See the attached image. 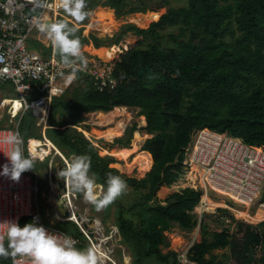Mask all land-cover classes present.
<instances>
[{"label":"trees","instance_id":"16d2710c","mask_svg":"<svg viewBox=\"0 0 264 264\" xmlns=\"http://www.w3.org/2000/svg\"><path fill=\"white\" fill-rule=\"evenodd\" d=\"M86 4V11L97 6L117 11L126 0H86ZM137 11L142 10L129 7L125 12ZM154 19L146 28L126 23L108 42L117 43L127 32L144 39L161 38V29L175 26L177 32L168 35L175 46L151 41L127 49L113 65L116 85L112 89L100 91L90 76L78 72L77 77L85 81L83 91L74 100L66 101L62 94L52 99L45 135L65 157L89 155L91 172L97 174L103 191L108 174L120 176L132 189V200L118 203L114 223L131 253L130 264H179L176 251L163 252L161 247L169 245L164 231L173 223L185 230L197 225L191 211L200 191L186 185L188 167L182 163L191 132L204 127L228 132L264 148V0H187L185 6L168 8ZM76 34L82 45L91 39L94 47L105 43L94 35L84 36L81 28ZM117 106L138 108L137 114L144 116L141 128L150 136L139 149L144 155L137 169L144 172L140 178L119 173L118 167L110 165L112 156L100 155L81 131L70 126L78 123L83 112L112 113ZM28 114L32 116L24 114L19 131L25 140L40 138V133L30 130L33 118L29 123ZM59 114L67 117L59 120ZM135 130V123L127 126L126 138L117 137L113 144L128 147ZM131 168L128 162L127 169ZM223 203L220 199L217 205ZM231 218L232 227L214 231L210 239L201 219L200 240L188 249L187 258L196 264H224L210 252L226 248V259L232 264H264V221L251 224ZM29 222L31 218L24 216L19 225ZM55 226L84 241L74 222L62 220ZM0 264H11V257H0Z\"/></svg>","mask_w":264,"mask_h":264},{"label":"built area","instance_id":"2783aa9c","mask_svg":"<svg viewBox=\"0 0 264 264\" xmlns=\"http://www.w3.org/2000/svg\"><path fill=\"white\" fill-rule=\"evenodd\" d=\"M47 2L51 5L50 7L37 8L29 0H0V85L10 83L15 92L14 96L0 99V108L4 110V115L11 123L8 126H0V172L3 170V165L8 163L5 155L10 154L14 147L6 142L13 133H19L23 138L24 156L34 158V160H44L52 153L50 151L41 157L35 155L31 148L40 150L44 145L47 139L45 135L46 120L52 99L63 94L71 82L68 80L71 69L65 68L59 63V56H54L51 41L36 27L34 18L50 23L56 21L60 16L64 17L58 0H47ZM34 43H37L39 48ZM41 48L49 51L45 54ZM91 63L88 62L87 69L81 72L90 76L94 87L100 91L105 88H114L116 80L112 74L113 67H108L105 63L96 62L99 66H96L92 61ZM26 113H30L36 119L37 125L45 127L41 132L44 142L39 138L32 137L25 140L20 133L19 126ZM36 141L37 143L41 142L42 145L35 144ZM55 147L53 144L55 154H58L67 164L65 156ZM182 163L188 167L186 185L200 191L199 201L191 211L196 218L198 228L204 213H216L219 208H222L217 206L214 207V212H209L206 202H202L203 194L219 199L217 196L220 192L230 195V199L224 200L227 204V207L224 208L233 213L242 209L251 215L260 210L262 218L258 222L264 221V148L249 145L242 138L228 132L205 127L197 128L191 132L189 140L183 148ZM48 167L49 175L52 173L50 164ZM34 174V170L22 173L19 182L0 175V221H16L19 224L22 217L28 216L32 222L35 220L49 232L65 233L72 236L77 241L76 247L84 249L85 247H79L80 239L78 237L56 227L53 222L43 221L37 211L33 212L31 193L37 191V180L32 179ZM50 190L53 197L54 188L50 186ZM63 196L67 199L66 204L69 211L73 213L76 209L75 193L71 190L70 185L66 187ZM55 216L60 220H67L63 219L57 211H55ZM223 217L225 223H232V218ZM80 219L79 222H72L85 236L87 232L81 225V221L84 220ZM87 230L92 231L94 236L93 240L88 237L91 246L97 245L105 251L104 263L119 264L110 257L109 253L112 250L109 248V244L106 245L111 236L102 234L101 237H96L95 233H99V228H87ZM3 234L4 232L0 231V235ZM195 237H192L185 250L176 255L178 262V257L182 255L190 261L186 255L196 240ZM5 240H7L6 237ZM16 261L17 264H31L30 258L27 257L17 256ZM11 264H13L12 258ZM192 264L196 263L192 262Z\"/></svg>","mask_w":264,"mask_h":264},{"label":"rangeland","instance_id":"374dc122","mask_svg":"<svg viewBox=\"0 0 264 264\" xmlns=\"http://www.w3.org/2000/svg\"><path fill=\"white\" fill-rule=\"evenodd\" d=\"M187 4V0H126V6L121 8L120 10L115 11L112 8H109L107 6H97L92 9H89L87 12H89V16L87 17L85 22H76L72 17L68 16L64 10L63 15L64 17L60 16L57 18V20L62 19L68 21L71 25L75 26L77 29L81 28V32L84 36L94 35L97 38H101L105 40L104 45H101L100 47H94L93 44L90 45L89 43L82 45V50L87 58V61L89 63L94 62L96 66H99L97 63H105L106 66H112L114 65L115 61L120 58V54L124 53L127 49L134 45H138L139 43L146 42L147 44H150L151 41L153 44L161 45L165 47H174L175 44L170 41L168 35L170 33H176L177 28L175 26H166L163 29L160 30L161 38L156 39H144L141 36L134 35L131 32H127L125 34H122L119 41L117 43H109V41H114V39L117 37L120 28L126 24L131 23L134 24L137 27L140 28H146L151 22H153L156 17V14L164 13L168 8H174L179 6H185ZM129 7H136L141 12H130L126 13L125 11ZM103 9L106 11V14L103 15ZM146 10V11H145ZM155 10V11H151ZM145 11V12H143ZM102 16V20L100 18L98 19V15ZM120 14V16H119ZM56 20V21H57ZM90 21V22H89ZM101 22H108L112 25H114V31L111 35H100L98 31L92 29L91 27L97 26ZM89 26V27H88ZM91 39V37H89ZM225 39L229 41V37L226 36ZM92 40V39H91ZM90 40V41H91ZM89 41V42H90ZM92 65V63H91ZM101 68L103 66H100ZM85 85V81L83 80V77H77L75 80L71 81L69 85L66 87L64 93V100H74L76 96H78L82 91L83 87ZM11 95L14 96L15 92L11 91ZM0 95L5 96L7 93L4 91V87L0 86ZM138 108L134 107H126L120 109H113L112 114L107 115H98L96 112H83L80 114L78 120V123L75 126L78 131H81L83 135L89 139L92 144L98 149V152L100 155H110L114 158V162L111 163V167H115L118 169L119 173L124 174L126 176H132L136 178H140L144 175V172L141 173L137 169L140 167V165L143 162V153L140 149V146L142 145L143 141L149 137L150 135L145 136L144 134H147L143 131L141 128L143 124V117L137 114ZM4 110L0 108V115H4ZM99 116V117H98ZM4 117H7L4 115ZM31 117L33 118V125H31V131L41 135V132L44 131V128L42 126H39L36 124V119L33 116L27 115V121L30 123ZM67 115L59 114L57 116V119H63L66 118ZM107 117V118H106ZM112 118V119H111ZM7 119V118H6ZM48 119V117H47ZM104 119V120H103ZM95 122V123H94ZM113 122V123H112ZM123 123V124H121ZM136 124V129L140 134V140L137 142V150L135 152L130 151L131 148L134 147L133 140L135 131L132 133V138L130 140V144L128 147H120L117 144H113V140L117 137L126 138L125 136V128L127 126H130L131 124ZM11 123L7 119V126ZM48 121L46 120V127H47ZM6 125V123L4 124ZM69 126V125H68ZM110 132L111 135H104L102 136V132ZM44 142L43 137L41 136L39 138ZM39 141V140H38ZM41 143V142H39ZM42 144V143H41ZM46 142H44V145ZM43 145V146H44ZM113 149H124L127 151L126 158H117L113 156L110 152ZM59 150V149H58ZM60 151V150H59ZM129 151V152H128ZM61 152V151H60ZM62 153V152H61ZM64 154V153H62ZM65 156V155H64ZM73 155H68L66 158L67 164L63 161V159L58 155L55 154V151L52 150V153L48 155L44 160L35 159V174L33 175L32 179L37 180V191H33L31 193L32 196V210L33 212H38L41 216L42 220L54 224L58 221H62L59 218H56L55 212L56 207L54 203V197L51 196V190H50V184L53 186L54 180L51 179L48 175L49 167L48 165L52 161V163L57 164L55 166V170L57 169V172L55 173V177H58V172L61 171L64 167H66L70 161ZM130 163L132 168L130 170L127 169V163ZM60 169V170H59ZM191 177V176H190ZM192 178V177H191ZM60 179V178H59ZM101 193L103 192V189L100 188ZM132 189L128 187V193L127 195L117 199L113 204L109 205L106 209H103L101 211H96L95 207L87 202H85L82 199V196L78 199H74L75 204V212L78 214L80 218L83 220L89 219H97L99 221V233H95L96 237H101V235L105 236H111L107 240V244H109V248L112 250L109 254L110 257L114 260V262L119 264H125L128 263L129 259H132L131 253L125 243L121 240L120 235L118 234V231L115 226V220H116V210L117 205L119 202H130L132 200ZM212 197V196H211ZM215 198L216 197H212ZM211 198V199H212ZM210 199V198H209ZM214 200V199H213ZM220 199L215 200L217 203ZM224 201V199H223ZM240 207V206H237ZM225 209V210H221ZM242 210V209H240ZM237 212V211H236ZM233 213L231 210H228L227 208H219V210L216 211V213H204L202 216V222L206 225L205 229L207 231L206 236L210 239L211 233L214 231H219L221 228L226 227V225H229L232 227V224H227L224 222V217H233L235 220L244 221L246 223L251 224H257L259 222H256L258 220L254 219V222H248L245 218H243V215L237 216V214ZM235 214V216H234ZM249 220V219H248ZM250 221V220H249ZM67 229L70 231H73V226L71 223H67ZM80 230V229H79ZM87 232V235L84 236V241L80 240V243L84 242L86 243V246L84 249L91 246V240H93V234L89 235V231L87 229H84ZM82 233V231H80ZM164 234L166 236V240L168 242L167 247H161L163 252H166L167 250L171 249L173 251H176V253H180L181 251L185 250L192 239V237H195V241H199L201 237V230L196 225L191 230H185L179 227L176 223H173L171 227L164 231ZM90 239H89V238ZM80 239V238H79ZM228 250L226 248H220V249H214L210 252V254L216 255V261L224 260V264H232L229 259H226ZM130 256V257H129ZM124 259V263H123ZM109 264V263H104ZM153 264V262H151Z\"/></svg>","mask_w":264,"mask_h":264},{"label":"clouds","instance_id":"9594fccd","mask_svg":"<svg viewBox=\"0 0 264 264\" xmlns=\"http://www.w3.org/2000/svg\"><path fill=\"white\" fill-rule=\"evenodd\" d=\"M29 2L34 3L37 8L51 6L47 0H29ZM58 4L76 22H83L89 16V12L85 10L86 0H58ZM34 19L38 30L51 41L54 56H59V63L71 69L68 80H75L78 72L87 69L88 63L82 50L81 40L76 34L77 28L66 20L49 23L41 22L39 18ZM176 75H179V70ZM6 142L14 147L10 154L5 155L8 163L3 165L0 175L19 182L22 173L35 170L34 158L24 156L23 138L19 133L11 134ZM58 177L65 181L66 187L70 185L85 202L93 205L96 211L106 209L128 193L127 182L120 176L112 174L107 175L106 191L101 193L97 174L91 172V157L87 154L73 155L70 163L58 172ZM0 231L4 232L0 235V257H11L13 264H17V256L30 258L31 264H104V254L97 248L79 249L76 247L77 241L72 236L49 232L35 220L26 223L23 227L16 221H0ZM5 237L7 245L4 242ZM178 260L179 264H192L183 255L178 257ZM129 262L131 263V259Z\"/></svg>","mask_w":264,"mask_h":264},{"label":"bare ground","instance_id":"6f19581e","mask_svg":"<svg viewBox=\"0 0 264 264\" xmlns=\"http://www.w3.org/2000/svg\"><path fill=\"white\" fill-rule=\"evenodd\" d=\"M106 14V11L103 9V15H105ZM98 15V19L100 18V20H102L101 18H102V16H100V14L98 13L97 14ZM103 21V20H102ZM90 22V21H89ZM89 27V26H88ZM92 29H94V30H96V31H98L99 32V34L100 35H111L112 33H113V31H114V25H112V24H110V23H108V22H101V23H99L97 26H95V27H91ZM121 108H126V106H117V107H114V109H120L121 110ZM98 115H107V114H112V113H107V112H102V111H97L96 112ZM99 117V116H98ZM107 118V117H106ZM112 119V118H111ZM104 120V119H103ZM95 123V122H94ZM113 123V122H112ZM121 124H123V123H121ZM102 132V131H101ZM101 135L102 136H104V135H111V133L110 132H102L101 133ZM135 135H136V139H135V141H134V147L133 148H131V150L130 151H134V150H137V142L141 139L140 138V134H139V132L138 131H136V133H135ZM145 136H147V135H149V134H144ZM45 142H46V144L44 145V146H41V149L40 150H34V149H32L31 148V151L35 154V155H40L41 157L42 156H44L46 153H49L50 151H52V150H54V148H53V144L51 143V141H49L48 139H46L45 140ZM35 144H41V143H37V141H36V143ZM42 145V144H41ZM56 148V147H55ZM57 149V148H56ZM129 152V151H128ZM113 156H115V157H117V158H122V159H124V158H126V154H127V151H125L124 149L122 150V149H113V150H111V152H110ZM217 197H219V199H224V200H226V199H230V195H228V194H226V193H224V192H220V193H218V196ZM210 198V199H209ZM212 197H210L209 195H205V194H203V196H202V202L203 201H205L206 202V206H207V209H208V211L209 212H214V207H217V206H219V207H227V204L225 203V201H224V203L222 204V205H217V202L215 201V200H218V199H214V198H212ZM214 199V200H213ZM71 204H72V201H71ZM72 206H73V204H72ZM55 212V211H54ZM236 212V211H235ZM236 214H237V212H236ZM241 215H243V218H247L246 220L248 221V222H254V219H256V220H258V221H260V219L262 218V212L260 211V210H257L253 215H251L250 213H248L247 211H245L244 213H242ZM238 216V215H237ZM78 217L79 216H77V213L75 212V211H73V213H71L70 214V220L71 221H77V222H79V219H78ZM250 221H249V220ZM94 221H92V223H90V221L88 222V229H92V228H94V229H98V227H99V222H98V220L97 219H93ZM84 221H86V220H84ZM258 221H256V222H258ZM95 248H97L98 249V251H100V252H102L103 254H104V258H105V251L103 250V249H101L99 246H97V245H95ZM130 261V260H129ZM129 261H128V263H129ZM128 263H125V264H128Z\"/></svg>","mask_w":264,"mask_h":264},{"label":"water","instance_id":"95a60500","mask_svg":"<svg viewBox=\"0 0 264 264\" xmlns=\"http://www.w3.org/2000/svg\"><path fill=\"white\" fill-rule=\"evenodd\" d=\"M54 165H55V163H52V161H51L50 162V168H51L52 173L49 174L50 175L49 177H51V179H53L55 181L53 184L55 207H56L57 212L60 214V216L63 219L69 220L71 212L69 211L68 205L66 204L67 199H66V197L63 196V192L66 191L65 181L63 179H57L55 177V174L53 172L55 170V169H53ZM98 185L101 186V184H98ZM100 188L102 189V186ZM71 190H72V188H71ZM74 193H75V196H74L75 199H78L81 197L80 194H77L76 192H74ZM77 216H78V214H77ZM78 219H79V221L81 220L80 217H78ZM89 221H90V223H92V221H94V220L89 219L87 221V223L85 221H81V225L84 227V229L88 228V222ZM91 234H93L92 231H89V235H91Z\"/></svg>","mask_w":264,"mask_h":264},{"label":"crops","instance_id":"0c3cea01","mask_svg":"<svg viewBox=\"0 0 264 264\" xmlns=\"http://www.w3.org/2000/svg\"><path fill=\"white\" fill-rule=\"evenodd\" d=\"M90 41V40H89ZM89 44L90 45H92V42L90 41L89 42ZM1 86V85H0ZM3 87H4V91H5V93H7V95H5V96H2V95H0V99L2 98V97H6V96H12L11 94V91H14L13 90V88H12V85L10 84V83H5V84H3L2 85ZM143 118H144V116H143ZM145 120V119H144ZM6 123V125H4ZM145 125V124H144ZM0 126H7V119H6V117H4V115L2 116V114L0 115ZM137 131V130H136ZM135 131V132H136ZM135 139H136V135H134V140H133V145H134V141H135ZM135 151V150H134ZM133 152V151H132ZM219 203V202H218ZM217 203V204H218ZM245 211H240V210H237V215L238 216H240L242 213H244ZM130 260V259H129Z\"/></svg>","mask_w":264,"mask_h":264},{"label":"flooded vegetation","instance_id":"af4514ba","mask_svg":"<svg viewBox=\"0 0 264 264\" xmlns=\"http://www.w3.org/2000/svg\"><path fill=\"white\" fill-rule=\"evenodd\" d=\"M59 170H60V169H59ZM53 172H54V174H55V173L57 172V169H56V170H54ZM55 175H56V174H55ZM56 178H57V177H56ZM57 179H58V178H57Z\"/></svg>","mask_w":264,"mask_h":264}]
</instances>
